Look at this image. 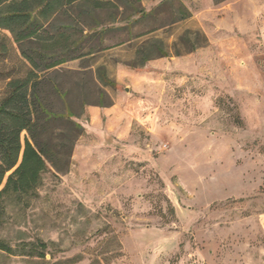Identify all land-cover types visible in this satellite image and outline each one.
<instances>
[{
  "label": "rangeland",
  "instance_id": "rangeland-1",
  "mask_svg": "<svg viewBox=\"0 0 264 264\" xmlns=\"http://www.w3.org/2000/svg\"><path fill=\"white\" fill-rule=\"evenodd\" d=\"M219 1L127 10L109 43L145 34L99 56L113 104L80 119L69 170L46 172L0 227L13 246L47 242L46 258L0 264H264V0ZM181 3L192 16L174 23ZM0 40L1 98L27 64L9 31ZM150 40L169 56L133 67Z\"/></svg>",
  "mask_w": 264,
  "mask_h": 264
},
{
  "label": "trees",
  "instance_id": "trees-1",
  "mask_svg": "<svg viewBox=\"0 0 264 264\" xmlns=\"http://www.w3.org/2000/svg\"><path fill=\"white\" fill-rule=\"evenodd\" d=\"M140 2L0 0V29L12 34L27 64L23 75L7 77L0 98V227L12 203L29 206L38 196L46 172L61 174L69 170L76 142L84 133L80 119L87 114L88 106L105 108L113 104L106 88L114 81L99 56L145 33L116 43H109L112 39L108 35L119 31L117 24L131 18L124 16L127 10L132 8L135 15L148 17L157 14L167 0L150 12L137 5ZM180 12L174 23L192 16L184 3ZM145 42L136 50L133 67L169 56L160 41ZM207 44L206 39L200 47ZM196 48L193 45L185 53ZM0 51H8L1 40ZM174 54L182 55L177 49ZM70 62H77V66H67ZM66 78L72 79V87L66 86ZM49 247L40 239L15 246L0 239V253L12 256L45 259Z\"/></svg>",
  "mask_w": 264,
  "mask_h": 264
},
{
  "label": "crops",
  "instance_id": "crops-1",
  "mask_svg": "<svg viewBox=\"0 0 264 264\" xmlns=\"http://www.w3.org/2000/svg\"><path fill=\"white\" fill-rule=\"evenodd\" d=\"M251 9H252V6H250V5H248V6H246V4L240 5V12L248 11L249 13H251ZM207 48H213V44L209 43L207 45ZM162 59H163V57L162 58H156V59L150 60L148 62L151 64L152 62H159ZM72 63H75V65H70ZM67 66H70V67L77 66V62H70V63L67 64ZM102 109L103 108H101L99 106L91 105V106H88L87 112L89 114H91V115H97V114H99L101 112Z\"/></svg>",
  "mask_w": 264,
  "mask_h": 264
}]
</instances>
